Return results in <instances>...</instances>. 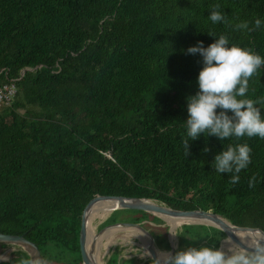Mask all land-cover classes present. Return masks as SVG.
Returning <instances> with one entry per match:
<instances>
[{"label":"trees","instance_id":"obj_1","mask_svg":"<svg viewBox=\"0 0 264 264\" xmlns=\"http://www.w3.org/2000/svg\"><path fill=\"white\" fill-rule=\"evenodd\" d=\"M216 4L226 22L209 19ZM256 18L259 29L234 30L242 21L254 27ZM220 35L264 57V0H0V81L14 78L16 88L10 105L0 107V233L23 235L47 260L81 264L80 217L96 195L210 210L264 232V139L201 134L184 154L186 98L198 91L203 66L186 50ZM243 98L264 100V66ZM256 106L264 118V104ZM237 143L251 147V162L232 185L230 173L215 171L214 155ZM120 212L142 227L143 220L164 222L115 209L98 228L117 222ZM175 233L173 254L229 240L202 224ZM149 234L169 249L164 233ZM23 258L16 251L0 264ZM105 264H118L117 255Z\"/></svg>","mask_w":264,"mask_h":264},{"label":"clouds","instance_id":"obj_2","mask_svg":"<svg viewBox=\"0 0 264 264\" xmlns=\"http://www.w3.org/2000/svg\"><path fill=\"white\" fill-rule=\"evenodd\" d=\"M214 5L209 19L212 23L226 22L225 16ZM262 26L260 18L250 28L247 21L234 25V30L254 31ZM214 36L213 34H209ZM188 54L202 57V68L197 77L198 91L187 99V135L182 139L184 154L190 155V140H196L201 134L212 135L225 140L231 137L240 140L243 137L264 139V118L256 105L264 100L244 99L249 89V80L260 74L264 66V57L251 48L237 45L229 46V39L220 35L207 47L203 42L187 48ZM210 149L205 147L203 152ZM251 147L247 143L229 145L214 155V169L218 173L231 174L230 183H239V173L251 162ZM256 177L249 179V187H254ZM173 236L176 234L169 231ZM241 244L230 239L224 246H188L178 249L174 254L160 251L155 264H264V232H250L240 238ZM19 264H41L39 260L23 258Z\"/></svg>","mask_w":264,"mask_h":264},{"label":"water","instance_id":"obj_3","mask_svg":"<svg viewBox=\"0 0 264 264\" xmlns=\"http://www.w3.org/2000/svg\"><path fill=\"white\" fill-rule=\"evenodd\" d=\"M23 72V70H21ZM21 72V74H22ZM98 200H112L113 203H115V209H135V210H141L147 214L159 217V215H167L178 219H183L180 224H178L176 227H180L181 225L185 224H202L206 226H212L215 227L222 232H224L225 236L224 238L231 239L235 244H241V241L237 238L235 235V232H254V231H260L256 230L250 227H244V226H237L232 223H230L227 219L222 217L219 214L213 213L210 210H200V209H194V210H179V209H173L170 208L163 203L156 202L155 200H151L148 198H137V197H127V196H121V195H96L93 198H91L87 204L85 205L81 217H80V224H79V231H78V245L81 255V264H100L99 260L95 261V238L99 235V232H103L107 228L111 227H120V228H128V227H134L141 233H143L147 238V258L151 259L152 262L155 264L156 253H155V247L153 246V238L149 234L147 230H145L140 224L138 223H132V222H116L109 225L104 226L101 228L96 234H90V241L87 245V213L93 203H95ZM111 210V212L113 211ZM174 228H168L167 235L172 236L173 235L169 231H173ZM176 230V229H175ZM174 230V232H175ZM262 232V231H261ZM89 237V236H88ZM169 243V249L167 252H174V245L170 242ZM222 239L220 240V242ZM0 242L3 243H11V244H17L20 245L24 252L28 255V258H34L36 254H38V250L36 249L35 245L25 239L23 235H13V234H5L0 233ZM220 246V244H219ZM218 246V247H219ZM241 246H243L241 244ZM4 261V259H0V262ZM6 261V260H5Z\"/></svg>","mask_w":264,"mask_h":264},{"label":"rangeland","instance_id":"obj_4","mask_svg":"<svg viewBox=\"0 0 264 264\" xmlns=\"http://www.w3.org/2000/svg\"><path fill=\"white\" fill-rule=\"evenodd\" d=\"M26 107L33 110L36 109L35 106L27 105ZM110 213L101 219L98 218L92 219V221L90 222L91 234H96L100 230V228H98L99 224H101L110 215ZM132 216L133 215L131 213L120 212L118 215H116V220L117 222H128V219L131 218ZM172 219L174 220L177 226L178 225L177 221L174 218ZM163 220L164 222L163 221L153 222L150 220H143L141 223L144 226L143 228L148 232L154 231V232H159L160 234L164 233L167 240L169 239L170 242L175 247L176 237L167 235V230L169 227L171 228V226L169 225L165 217L163 218ZM118 230L112 231L111 233H108L107 236H103L97 240V252H98L100 264H105L106 260L109 258V256L112 253H115L117 255L118 264L123 263V261L127 259H132V262L130 264H138L140 261L145 260L147 258L146 247L144 248L143 244L138 239L134 238L131 235L125 234L126 232L124 230H119V231ZM153 246L159 252L168 251L166 249L158 247L154 241H153ZM16 251L24 252V249L17 244L0 242V259H4V261L9 260L10 258L15 256ZM33 259L39 260L41 264H65L64 262H60V261L47 260L44 257H42L39 254V252L34 256Z\"/></svg>","mask_w":264,"mask_h":264},{"label":"bare ground","instance_id":"obj_5","mask_svg":"<svg viewBox=\"0 0 264 264\" xmlns=\"http://www.w3.org/2000/svg\"><path fill=\"white\" fill-rule=\"evenodd\" d=\"M108 203V204H106ZM106 204L101 210H100V207L102 205ZM115 203H113L112 200H100L99 202H97L96 204H94V206L92 207L91 211H90V214L88 216V220H87V245L90 241V234H91V230H90V222L92 221V219H94L95 217L98 218V219H101L103 217H105L107 214H109L111 212V210H113V208L115 207L114 205ZM100 210V211H99ZM99 211V213H98ZM98 213V214H97ZM97 215V216H96ZM160 218H166L169 225L171 226V228H174L176 226V223L174 222V220L172 218L174 217H171V216H167V215H159ZM176 221H177V224H180V222L183 221V219H178V218H174ZM124 230L127 234V235H131L133 236L134 238L138 239L144 246V248L147 246V238L146 236L141 233L140 231H138L136 228L134 227H128V228H120V227H111V228H107L105 229L103 232H101L96 238H95V261L99 260V257H98V252H97V240L103 236H107L108 233H111L112 231H115V230ZM118 230V231H119ZM255 232V231H254ZM248 233L250 232H235V235L237 236V238L240 240L241 237H244L246 236ZM89 236V237H88ZM121 239V238H120ZM126 239V238H124ZM232 241V240H231ZM233 242V241H232ZM234 243V242H233ZM235 244V243H234ZM100 246V245H99ZM221 247V245H220ZM155 249V248H154ZM159 251H157L155 249V253H156V257H157V254H158Z\"/></svg>","mask_w":264,"mask_h":264},{"label":"built area","instance_id":"obj_6","mask_svg":"<svg viewBox=\"0 0 264 264\" xmlns=\"http://www.w3.org/2000/svg\"><path fill=\"white\" fill-rule=\"evenodd\" d=\"M2 70V69H1ZM22 71L19 73L21 74ZM15 79H5L0 81V107L9 106L15 93Z\"/></svg>","mask_w":264,"mask_h":264}]
</instances>
